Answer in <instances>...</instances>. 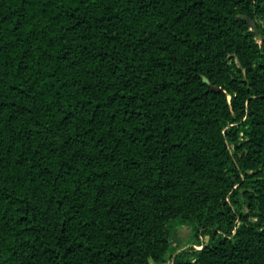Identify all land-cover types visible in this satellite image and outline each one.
Masks as SVG:
<instances>
[{
  "label": "trees",
  "instance_id": "obj_1",
  "mask_svg": "<svg viewBox=\"0 0 264 264\" xmlns=\"http://www.w3.org/2000/svg\"><path fill=\"white\" fill-rule=\"evenodd\" d=\"M168 257L264 264V0H0V264Z\"/></svg>",
  "mask_w": 264,
  "mask_h": 264
},
{
  "label": "rangeland",
  "instance_id": "obj_2",
  "mask_svg": "<svg viewBox=\"0 0 264 264\" xmlns=\"http://www.w3.org/2000/svg\"><path fill=\"white\" fill-rule=\"evenodd\" d=\"M256 41L260 43L259 39ZM172 243L177 250L183 253L185 259H191L195 250L200 249V247L197 246V240L191 232V229L186 226L176 228L172 235ZM164 264H171L169 257Z\"/></svg>",
  "mask_w": 264,
  "mask_h": 264
},
{
  "label": "water",
  "instance_id": "obj_3",
  "mask_svg": "<svg viewBox=\"0 0 264 264\" xmlns=\"http://www.w3.org/2000/svg\"><path fill=\"white\" fill-rule=\"evenodd\" d=\"M216 90H220V89H216Z\"/></svg>",
  "mask_w": 264,
  "mask_h": 264
}]
</instances>
